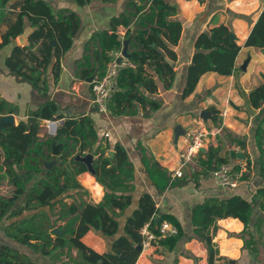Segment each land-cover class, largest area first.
<instances>
[{
  "label": "trees",
  "instance_id": "16d2710c",
  "mask_svg": "<svg viewBox=\"0 0 264 264\" xmlns=\"http://www.w3.org/2000/svg\"><path fill=\"white\" fill-rule=\"evenodd\" d=\"M76 1L84 5L89 0ZM143 8L138 7V10ZM176 13L177 7L165 0H152L149 8L142 12V26L155 23L156 27H150L149 31L140 28L135 33L134 49L128 57L135 68L123 67L118 72L107 105L112 115H136L138 105L146 116L162 108L163 100L154 95L159 92L160 82L169 89L176 77L170 60L177 59L172 46L180 40L182 23L169 19ZM133 15L127 13L113 17L112 32L103 30L92 35L91 41L98 44L94 51L95 64L90 63V54L84 56L82 65L87 68L82 72L83 78L94 73L97 76L105 73L111 51L123 46L117 28L120 25L129 26ZM27 22L34 28L29 33ZM79 26L80 18L75 11L61 9L56 12L48 0H0V48L14 43L16 37L28 34L27 44L13 45L5 61L8 72L19 80L29 82L40 93H47L48 67L57 57L53 72L55 77L59 75L60 59L72 47ZM233 34L231 26L220 24L197 36L196 52L188 68L183 98L195 91L205 73L214 71L232 75L239 70L236 59L241 47L236 37H232ZM154 43L156 45L152 46ZM246 45L264 50V11L253 25ZM210 95L212 91L206 89L197 99ZM244 96L247 100L245 109L249 113L264 106V73L263 82ZM59 110L60 106L50 100L36 111H31L27 121L20 120L18 124L5 122L2 116L16 113L17 106L0 95V183L7 179L13 187L10 195L0 194V224L5 235L14 243L8 245L0 242V264H37L32 258L33 254H39L53 264H135L141 252V247L137 246L142 245L144 240L141 229L148 223V229L159 236V226L164 220L177 225L179 233L157 238L158 244L167 250L178 246L184 235L180 221L173 214H159L154 198L147 192L141 196L138 208L127 218L126 235L112 242L110 252L99 253L83 242L82 238L91 229L107 236L118 232V218L132 202L134 163L122 143L116 142L111 147L108 141L105 144L100 141L91 114L65 116ZM50 118L61 119L58 133L51 138L41 137L40 122ZM224 132L226 141L244 150L249 172L253 163L247 151L249 137L236 136L226 127ZM254 142L264 159V113L254 130ZM225 143L220 138L216 144L211 143L205 152H200L197 160L201 170L195 172L197 179L229 163L231 157H236L235 150L224 152ZM53 144H61L57 157L59 164L46 169L41 159L53 158ZM110 148L114 150L113 155L107 154ZM137 148L145 171L158 193H164L178 182L141 143ZM88 153L93 155L92 174L104 188L103 198L99 202L88 199L89 190L79 179L89 170L88 165L76 156ZM235 170H241V166H236ZM262 172L264 174V164ZM247 177L244 173L243 178ZM95 189L99 191L100 187L95 186ZM67 198H72V201ZM258 207L264 212V185L254 191L251 199L239 194L210 196L194 205L192 224L195 233L203 238L208 248L210 264L216 254L213 234L218 229V220L222 218L240 219L244 223L240 233L244 240L243 247L259 254L258 238L251 230ZM157 216H160L159 221L156 220ZM261 222L264 219L258 220L256 225ZM55 227L65 232L62 235L54 233L52 229ZM66 249H76L77 257L68 256L64 260Z\"/></svg>",
  "mask_w": 264,
  "mask_h": 264
},
{
  "label": "crops",
  "instance_id": "0c3cea01",
  "mask_svg": "<svg viewBox=\"0 0 264 264\" xmlns=\"http://www.w3.org/2000/svg\"><path fill=\"white\" fill-rule=\"evenodd\" d=\"M48 1L56 12L61 9L75 11L80 18V26L72 47L60 59L59 75L55 77L53 72L57 57L53 58L48 67L47 93H40L29 82L19 80L8 72L5 65L14 44L28 43L27 33L16 37L14 43L0 48V95L17 106V112L13 113L14 124H18L20 120L27 121L31 111H36L44 103L53 100L60 106L59 113L65 116L91 114L100 141L103 144L108 141L111 147L116 142L122 143L134 163L132 202L118 218V232L107 236L101 231L91 229L82 238L83 242L99 253L110 252L112 242L119 236L126 235L127 218L138 208L141 196L147 192L154 198L159 214L170 213L177 217L183 227L184 235L180 244L173 250L160 246L157 239L146 247L141 245V252L135 264H210L208 248L203 238L195 233L192 224L194 205L210 196L229 197L232 194H239L251 199L254 191L264 185L262 172L264 159L254 142V130L261 121L264 106L249 113L245 109L247 100L244 96L263 82L264 50L247 46L246 41L253 25L264 11V0H165L177 7V13L169 19L179 20L182 23L180 40L175 46L171 45L177 53V59L170 60L176 70V77L169 89L164 88L160 82L159 92L154 97L163 100L162 108L147 116L140 105L136 115H112L109 111H97L90 82L82 77V72L87 68L82 62L84 56L90 54L92 57L90 63L95 64L94 51L98 48V44L91 41L92 35L103 30L112 32V18L127 13L135 15L132 16L129 26H118L117 33L123 39L122 47L124 40L128 39V52L132 51L137 30L144 28L149 31L150 27H156L155 23L142 26V12L149 8L152 0H89L84 5L78 4L76 0ZM138 7L144 8L138 10ZM220 24L231 26L241 47L236 59V67L239 70L232 75L209 71L200 78L195 91L183 98L188 68L196 52V38L200 33ZM26 27L28 33L34 29L29 22ZM0 41H2L1 34ZM87 47L89 50H86ZM247 59H249L248 65L246 69H242ZM206 89H210L212 95L201 100L197 99V96L203 94ZM203 112L207 113L206 116L202 115ZM177 126L187 129V133L194 128L206 130L208 133L203 152L211 143L216 144L221 138L223 143L226 142L225 153H230L232 150L236 153H244L239 146L225 140V127L236 136L249 137L247 151L250 152L253 161L249 172L245 157L236 155L229 161L231 163V160L235 159V163H232L235 167L239 165L245 174L251 173L249 180L243 181L242 177L237 187L228 188L219 186L212 172L200 175L197 179L195 172L201 170L197 160L200 155L194 164L185 167L183 176H176L174 172L181 164L180 152L188 143V134L181 133V130L176 129ZM138 143L148 149L160 164L171 172L173 180H178L162 194L158 193L145 171L137 148ZM111 151L114 153L113 148H110L107 154ZM79 179L89 190V200L95 202L102 200L104 188L96 181L92 172H84ZM89 179L91 181H88ZM8 186L11 187L9 183ZM95 186L100 187L99 191ZM260 219H264V212L258 207L251 225L252 232L258 238L257 246L260 248L258 255L243 247L244 240L240 233L244 229V223L240 219L234 217L219 219L218 229L213 234L216 254L212 264H264V222L256 225ZM0 242L14 245L5 235L1 224ZM75 254H77L76 249ZM32 258L37 264H46L45 259L39 254H33Z\"/></svg>",
  "mask_w": 264,
  "mask_h": 264
},
{
  "label": "built area",
  "instance_id": "2783aa9c",
  "mask_svg": "<svg viewBox=\"0 0 264 264\" xmlns=\"http://www.w3.org/2000/svg\"><path fill=\"white\" fill-rule=\"evenodd\" d=\"M123 67H133L135 64L131 62L127 56L123 54V47L111 51L110 61L107 63V68L102 76H96L91 84L93 91V102L95 107L101 112H107V105L116 85V78L118 72ZM225 114V112H224ZM61 125V119L50 118L43 119L40 122L41 137L51 138L57 135L58 129ZM207 131L204 129L194 128L189 131L188 143L180 152L181 164L175 170L176 176H183L184 169L188 165L194 164L196 158L205 147ZM213 178L216 183L222 187L235 188L239 185L243 176L242 170H235V165L232 163H225L216 170L212 171ZM149 224H145L141 229L144 236L142 242L143 246H148L157 238L175 236L179 233L178 226L168 220H164L160 224V235L156 236L148 229Z\"/></svg>",
  "mask_w": 264,
  "mask_h": 264
},
{
  "label": "water",
  "instance_id": "95a60500",
  "mask_svg": "<svg viewBox=\"0 0 264 264\" xmlns=\"http://www.w3.org/2000/svg\"><path fill=\"white\" fill-rule=\"evenodd\" d=\"M233 38H235V35L233 34L232 35ZM128 43H129V40H124V47H123V54L127 57L130 56V53L128 52ZM248 62H249V59H247L243 65H242V69H246L247 65H248ZM97 76L96 73H94L93 75H91L90 77L87 78V80L91 83L92 80ZM204 114H202L203 116H206V112H203ZM2 120L5 121V122H11V123H14L15 121V118H14V115L13 114H7V115H4L2 116ZM177 130H181V133H184V134H187V129H181L180 126H177L176 128ZM179 131H177V133H179ZM178 136V135H177ZM61 147V144H53V149H52V155H53V158L51 160H46V159H41V162L44 164L45 168L46 169H49L50 167L54 166V165H57L59 164V161H58V155H59V149ZM204 150V148L202 149V151ZM113 154V151H111L110 155ZM237 156L238 157H242L244 158L245 157V154L244 153H237ZM76 158L78 160H82L84 161L87 165H88V170L90 172H94V169H93V166H92V161H93V155L91 153H88V154H85V155H81V154H78L76 156ZM45 171H43L44 173ZM37 177V176H36ZM156 220L159 221L160 220V216H157L156 217ZM52 231L54 233H57V234H60L62 235L65 230L64 229H60L59 227H55L52 229ZM141 245H138L137 248H140Z\"/></svg>",
  "mask_w": 264,
  "mask_h": 264
},
{
  "label": "rangeland",
  "instance_id": "374dc122",
  "mask_svg": "<svg viewBox=\"0 0 264 264\" xmlns=\"http://www.w3.org/2000/svg\"><path fill=\"white\" fill-rule=\"evenodd\" d=\"M204 111H206V110H204ZM224 139V136H223V138H222V140ZM232 162L231 163H235L234 161H235V159H232L231 160ZM252 172V171H251ZM244 173V172H243ZM245 175H247V174H245ZM243 176H244V174H243ZM242 176V177H243ZM248 177L247 178H242V180L243 181H245V180H249V178L251 177V173L250 174H248L247 175ZM0 184H2V185H0V194H5V195H9V194H11V192H12V189H13V187L11 186H8V181H7V179L6 180H4L3 181V183H0ZM72 198H69V201H72L71 200ZM60 223H62V222H60ZM64 253H65V255L63 256V259L64 260H66V258H68V256L69 257H71V258H75V257H77V254H75V249H71V250H69V249H66L65 251H64ZM46 261V264H53V262L52 261H50V260H48V259H46L45 260ZM42 264V263H41Z\"/></svg>",
  "mask_w": 264,
  "mask_h": 264
}]
</instances>
